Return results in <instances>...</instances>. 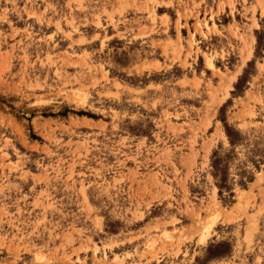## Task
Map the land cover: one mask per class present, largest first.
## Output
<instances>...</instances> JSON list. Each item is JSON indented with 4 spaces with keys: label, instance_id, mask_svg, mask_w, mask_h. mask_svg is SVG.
Returning <instances> with one entry per match:
<instances>
[{
    "label": "rangeland",
    "instance_id": "obj_1",
    "mask_svg": "<svg viewBox=\"0 0 264 264\" xmlns=\"http://www.w3.org/2000/svg\"><path fill=\"white\" fill-rule=\"evenodd\" d=\"M0 264H264V0H0Z\"/></svg>",
    "mask_w": 264,
    "mask_h": 264
},
{
    "label": "bare ground",
    "instance_id": "obj_2",
    "mask_svg": "<svg viewBox=\"0 0 264 264\" xmlns=\"http://www.w3.org/2000/svg\"><path fill=\"white\" fill-rule=\"evenodd\" d=\"M209 65H210V66H212V64H211V62H210V61H208V66H209Z\"/></svg>",
    "mask_w": 264,
    "mask_h": 264
}]
</instances>
